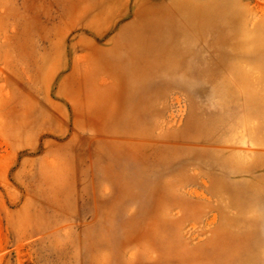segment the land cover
<instances>
[{
  "label": "rangeland",
  "instance_id": "1",
  "mask_svg": "<svg viewBox=\"0 0 264 264\" xmlns=\"http://www.w3.org/2000/svg\"><path fill=\"white\" fill-rule=\"evenodd\" d=\"M0 264H264V0H0Z\"/></svg>",
  "mask_w": 264,
  "mask_h": 264
}]
</instances>
